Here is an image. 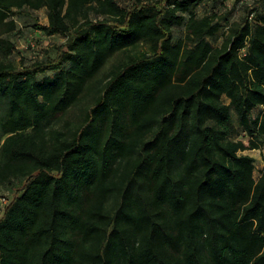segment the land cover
<instances>
[{
  "label": "trees",
  "instance_id": "obj_1",
  "mask_svg": "<svg viewBox=\"0 0 264 264\" xmlns=\"http://www.w3.org/2000/svg\"><path fill=\"white\" fill-rule=\"evenodd\" d=\"M220 1L0 0V264H264V0Z\"/></svg>",
  "mask_w": 264,
  "mask_h": 264
},
{
  "label": "rangeland",
  "instance_id": "obj_2",
  "mask_svg": "<svg viewBox=\"0 0 264 264\" xmlns=\"http://www.w3.org/2000/svg\"><path fill=\"white\" fill-rule=\"evenodd\" d=\"M123 5H129L132 0H120ZM218 11L231 13V18L241 19L247 14V11L242 6V3L237 0H222L218 4ZM212 9L211 5H208L205 10ZM19 25V30L14 34V39L17 43V50L13 54V59L18 65H23V62H32L37 58H40L46 54V52L55 53L57 46L64 42L66 38L59 34L47 35L41 30L35 27V21L38 19L40 23L47 22V9L42 8L33 12L31 16L15 15ZM177 35L184 36L185 30L183 28L176 29ZM223 36L218 41H214L216 44H221ZM258 111V110H257ZM237 138H244L248 140L249 137L243 132L235 135ZM244 153L253 155L256 157V171L255 176L260 177L264 168V148L261 150L246 151ZM19 186L16 184L12 187L9 184L0 185V218L3 216L7 205L11 202L14 196L17 194Z\"/></svg>",
  "mask_w": 264,
  "mask_h": 264
},
{
  "label": "built area",
  "instance_id": "obj_3",
  "mask_svg": "<svg viewBox=\"0 0 264 264\" xmlns=\"http://www.w3.org/2000/svg\"><path fill=\"white\" fill-rule=\"evenodd\" d=\"M257 0H242L240 3L248 2L249 4L255 3Z\"/></svg>",
  "mask_w": 264,
  "mask_h": 264
},
{
  "label": "crops",
  "instance_id": "obj_4",
  "mask_svg": "<svg viewBox=\"0 0 264 264\" xmlns=\"http://www.w3.org/2000/svg\"><path fill=\"white\" fill-rule=\"evenodd\" d=\"M261 149H263V148H259V149H249V150H246V151H254V150H261ZM246 151H244V152H246Z\"/></svg>",
  "mask_w": 264,
  "mask_h": 264
}]
</instances>
